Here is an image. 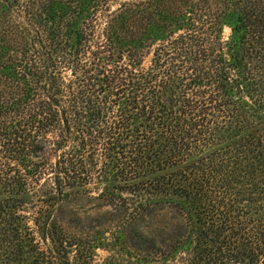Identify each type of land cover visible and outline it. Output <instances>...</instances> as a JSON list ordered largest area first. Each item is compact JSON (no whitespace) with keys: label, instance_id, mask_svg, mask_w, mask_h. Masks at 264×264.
Returning <instances> with one entry per match:
<instances>
[{"label":"trees","instance_id":"1","mask_svg":"<svg viewBox=\"0 0 264 264\" xmlns=\"http://www.w3.org/2000/svg\"><path fill=\"white\" fill-rule=\"evenodd\" d=\"M116 1L0 0V264H52L24 241L21 194L61 196L92 155L144 178L132 212L198 224L185 264H264V0H124L95 31ZM183 225L131 249L171 255Z\"/></svg>","mask_w":264,"mask_h":264},{"label":"rangeland","instance_id":"2","mask_svg":"<svg viewBox=\"0 0 264 264\" xmlns=\"http://www.w3.org/2000/svg\"><path fill=\"white\" fill-rule=\"evenodd\" d=\"M122 1L124 0H117L97 12L95 31L103 30L106 16L112 15L118 3ZM230 32V28L225 26L223 37L228 36ZM73 40L72 38V42ZM85 164L96 171L92 178L70 188L64 187L61 196L52 191H45L47 185L42 179L38 186L35 185L33 189L21 194L24 200L22 213L25 216L20 221L21 233L27 247L41 252H31L32 255L37 254L39 258L43 254L52 264L186 263L184 259L190 255L187 251L194 244L197 245V241H203L201 237L195 238L198 224L194 220L189 226L183 225L185 223H181L173 212L158 210V205L145 206L132 212L136 201H140L145 195L139 186L133 183L144 181V178L139 175L128 180L115 173L116 161L111 157L100 159L96 163V157L92 155L86 158ZM257 177L264 180V174ZM111 186L116 188L107 191ZM244 187L251 191L254 189L248 184ZM106 192L114 197L110 202L102 199L103 195L109 197ZM246 196L247 199L250 196L259 198L257 194L247 193ZM253 208L257 209L255 205ZM176 224L183 225L187 238L171 255L151 257L138 252L137 254L131 249L129 236L133 231L144 237L152 236L158 241L163 240L165 243ZM224 259L221 256L204 261L198 259L197 264H237Z\"/></svg>","mask_w":264,"mask_h":264}]
</instances>
